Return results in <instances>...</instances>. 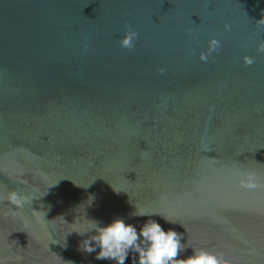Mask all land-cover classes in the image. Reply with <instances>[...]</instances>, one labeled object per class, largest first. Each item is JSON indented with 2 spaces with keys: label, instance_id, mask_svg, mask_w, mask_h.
<instances>
[{
  "label": "water",
  "instance_id": "obj_1",
  "mask_svg": "<svg viewBox=\"0 0 264 264\" xmlns=\"http://www.w3.org/2000/svg\"><path fill=\"white\" fill-rule=\"evenodd\" d=\"M9 191L0 264H114L67 234L116 217L264 264V0H0Z\"/></svg>",
  "mask_w": 264,
  "mask_h": 264
},
{
  "label": "clouds",
  "instance_id": "obj_2",
  "mask_svg": "<svg viewBox=\"0 0 264 264\" xmlns=\"http://www.w3.org/2000/svg\"><path fill=\"white\" fill-rule=\"evenodd\" d=\"M136 35L134 31H129L121 41L122 46L131 49ZM248 62L251 63V60ZM89 197L92 203L95 197L92 195ZM4 199L17 207H22L27 198L15 191H9L6 197L0 194V200ZM132 215L160 214L136 210ZM161 217L166 223H176L174 220ZM73 232L85 237L78 244L81 251L96 253V260L112 261L114 264H125L130 253L134 254L132 264H224L223 257L204 248L192 249L191 254L181 258L180 254L187 248L181 243V234L171 228L165 230L155 219H148L139 227L126 223L122 217H116L108 223L91 220L86 227L74 228L67 235ZM63 244L66 246V238Z\"/></svg>",
  "mask_w": 264,
  "mask_h": 264
}]
</instances>
